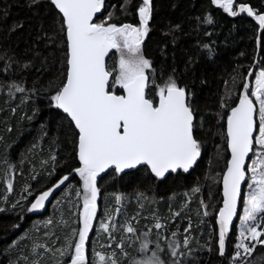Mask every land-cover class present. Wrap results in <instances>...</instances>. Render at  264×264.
<instances>
[{
    "label": "trees",
    "instance_id": "16d2710c",
    "mask_svg": "<svg viewBox=\"0 0 264 264\" xmlns=\"http://www.w3.org/2000/svg\"><path fill=\"white\" fill-rule=\"evenodd\" d=\"M141 3L105 0L94 22H104L111 14L108 23L138 26ZM240 3L264 14V0H235V8ZM151 8L141 45L142 54L151 62L146 93L156 103L158 88L169 78L186 89L201 154L188 172L179 170L162 179L154 178L147 166L119 175L107 171L98 178L93 227L119 207V227L111 238L118 264H130L143 231L163 249L160 255L167 264H172L170 241L180 246L183 264H264V244L257 243L242 260L232 261L242 196L226 235L224 255L219 254L215 225L220 177L228 157L225 119L257 49L249 85L255 73L264 70V30L258 34L256 20L246 13L229 16L211 0H151ZM209 16L212 23L206 21ZM66 43L63 19L50 0H0V264H56L54 253L65 247L78 227L82 201L76 193L82 192V181L74 172L80 167L77 132L50 99L65 82ZM119 58L112 50L106 61L114 79ZM16 86L24 91H17ZM112 90L121 93L118 86ZM66 174H71L70 179L43 212L27 210L38 193ZM117 195L122 197L119 205ZM157 222L161 229H156ZM126 224L135 232L127 233ZM94 228L87 240L86 264H97L96 254L89 249ZM97 239L93 242H100ZM121 243L123 251L117 247ZM36 245H47L52 251Z\"/></svg>",
    "mask_w": 264,
    "mask_h": 264
},
{
    "label": "snow or ice",
    "instance_id": "6c2138e0",
    "mask_svg": "<svg viewBox=\"0 0 264 264\" xmlns=\"http://www.w3.org/2000/svg\"><path fill=\"white\" fill-rule=\"evenodd\" d=\"M211 2L229 16L246 13L254 17L259 28L264 30V14L256 13L247 3H240L237 10L234 0ZM51 3L62 14L66 26L67 70L66 82L50 99L78 130L80 167L74 172L82 181V192L78 190L76 193L82 201L78 227L66 239L65 247L57 249L54 255L56 264H69L68 257L70 264H86L85 244L97 217L98 178L101 174L114 170L119 175L125 170L147 166L156 178H166V174L180 169L188 172L197 162L201 148L194 138V116L186 89L169 78L158 88V104L146 93L151 62L142 54L141 45L148 32L151 0H142L138 8V26L108 23L111 14L104 22H94V16L102 11L104 0H51ZM206 21L212 23L211 16ZM111 50H116L120 57L118 72L112 82L113 73L106 62ZM114 86L122 89L123 94H116L112 90ZM249 87V83L243 84L244 89ZM16 90L24 91L19 86ZM226 143L230 158L222 174V206L215 217L218 247L220 254L224 255L225 238L237 213L242 182L247 180L249 190L243 200V215L239 217L240 230L234 256V259H242L241 249L245 254L254 251V245L245 243V240L264 244V70L255 73V84L250 93L241 92L238 103L231 107L227 116ZM250 153L256 158L246 164ZM69 179L65 175L53 187L41 191L27 210L44 209L49 197ZM115 199L118 205L122 202L120 195ZM119 211L118 207L117 215ZM204 214L207 216V211ZM107 221H100L102 231L110 232L119 227L111 214ZM155 227L161 229L162 225L157 222ZM125 231L131 234L135 229L128 226ZM143 237L139 249L141 255L133 264H167L161 258L163 249L160 245L150 248L149 233L145 232ZM184 245H188L187 239ZM35 247L52 251L47 245ZM117 247L123 251L122 243ZM179 247L176 241L168 243L172 264H183ZM110 255V264H118L115 252ZM99 261L105 264L106 257L99 255Z\"/></svg>",
    "mask_w": 264,
    "mask_h": 264
},
{
    "label": "rangeland",
    "instance_id": "374dc122",
    "mask_svg": "<svg viewBox=\"0 0 264 264\" xmlns=\"http://www.w3.org/2000/svg\"><path fill=\"white\" fill-rule=\"evenodd\" d=\"M111 55V54H110ZM109 58V57H108ZM259 71H261V70H258L256 73H258ZM112 81H114V78H112L111 77V81L110 82H112ZM254 84H255V75H254V78H253V80H252V83H251V85H250V91H251V89L254 87ZM249 91V92H250ZM254 100H255V98L254 97H252ZM229 113V112H228ZM251 157H250V159H249V161H248V164H250L251 163V160L252 159H255L256 157L253 155V154H251L250 155ZM250 175V174H249ZM248 183H249V181H245V186H244V189H243V192H242V198H243V200H244V196L247 194V192H248ZM242 200V201H243ZM117 208H118V206L116 207V212H115V214L114 215H112V219H114V220H116L117 219ZM243 208H244V203L242 204V212H241V214H240V216L241 215H243ZM107 216L108 215H106V217H104V218H101V219H99V222L96 224V226H95V228H94V233L92 234V237H91V243H90V251H91V254L92 253H95L96 254V256H95V258H94V260H95V262L97 263V264H101V262L99 261V255H103V256H105L106 257V261H105V264H110V261H111V253H113L112 252V246H111V243H112V241H111V239H110V236H111V238H112V234H113V231H115V229H112L110 232H104V231H102L101 229H100V221L101 220H105V222H109V221H107ZM239 216V217H240ZM128 226H130L129 224H126L125 225V228L124 229H126ZM99 229V230H98ZM239 230H240V219L238 218V220H237V222H236V224H235V231H236V233H237V242H238V233H239ZM145 232H148V231H143V234L145 233ZM149 233V232H148ZM97 236V237H96ZM95 238H99L100 239V242H93V239H95ZM99 239H97L96 241H99ZM143 239H144V237H143V235H142V237L141 238H139V244H138V246H139V249H140V244H141V242L143 241ZM148 239L151 241V243L149 244V247L150 248H155V246L157 245V242H156V240H153L152 239V235H150L149 234V237H148ZM245 243H248V244H250V245H254L256 242L255 241H251V240H245ZM95 244H97V246L95 245ZM110 245V246H109ZM139 249H138V252L137 253H135V254H133L132 255V257L130 258L131 260H130V264H133V261L135 260V259H137V258H139L140 257V255H141V253H140V251H139ZM162 249V248H161ZM241 251V256H242V259L247 255V254H245L244 252H243V249H241L240 250ZM235 252H236V249H235ZM97 254H99V255H97ZM150 254V253H149ZM234 256H235V254L233 255V258H232V261L233 262H237V261H240V260H242V259H234Z\"/></svg>",
    "mask_w": 264,
    "mask_h": 264
},
{
    "label": "water",
    "instance_id": "95a60500",
    "mask_svg": "<svg viewBox=\"0 0 264 264\" xmlns=\"http://www.w3.org/2000/svg\"><path fill=\"white\" fill-rule=\"evenodd\" d=\"M51 1V0H50ZM235 1V0H234ZM104 3H105V0H104ZM213 4V3H212ZM217 6V5H216ZM55 7V6H54ZM218 7V6H217ZM238 7H239V4L237 5V7H236V9L238 10ZM56 8V7H55ZM103 9H104V5H103V8H102V11L100 12V13H97L95 16H94V21L96 20V18L98 17V16H100L101 15V13L103 12ZM57 11H58V9H56ZM59 12V11H58ZM60 15H61V17H62V14L61 13H59ZM137 15H138V10H137ZM253 20H255V18L254 17H251ZM62 19H63V17H62ZM261 31V29L258 27V34H259V32ZM65 38H66V26H65ZM144 40V39H143ZM67 42V41H66ZM257 42H258V37H257ZM111 52H112V50L110 51V54H111ZM110 54H109V56H110ZM108 56V57H109ZM108 57H106V61H107V59H108ZM257 58H258V49H257V55H256V58H255V60H254V62H253V64H252V66H251V68L249 69V71L247 72V74H246V76H245V78H244V82H243V84L245 83V82H247V83H249L250 84V81H251V78H252V75H253V72H254V67H255V64H256V61H257ZM66 70H67V68H66ZM251 73V74H250ZM110 81H111V77H110ZM65 82H66V77H65ZM147 89V88H146ZM241 92H247L248 93V89L246 90V89H244L243 88V85H242V87H241V89H240V91H239V94L241 93ZM116 94H123V90L121 89V93H116ZM239 94H238V96H239ZM158 101H159V97L157 98V104H158ZM238 103V98H237V100H236V102L234 103V105H232L231 107H234L236 104ZM231 109V108H230ZM60 110V109H59ZM62 113H63V111L62 110H60ZM64 115H66L67 116V114H65V113H63ZM228 114H230V110H229V113ZM228 116V115H227ZM69 118V117H68ZM254 119H255V116H254ZM69 120H70V118H69ZM73 124V127L75 128V126H74V123H72ZM224 128H225V136H226V130H227V117H226V119H225V126H224ZM76 130V132H77V144H76V158H77V161H78V163L80 164V162H79V158H78V130L77 129H75ZM226 147H227V143H226ZM227 152H228V157H227V159H229L230 158V151L228 150V148H227ZM250 155H251V153H250ZM198 159H199V157H198ZM197 159V160H198ZM249 159H250V157L249 158H246V164H248V161H249ZM227 161V160H226ZM195 165V164H194ZM193 165V166H194ZM191 169V168H190ZM189 169V170H190ZM180 170H182V169H180ZM226 170V163H225V167H224V169H223V171H222V174H223V172ZM107 171H109V170H106V172ZM127 171H130V170H125V172H127ZM150 171V170H149ZM179 171V170H178ZM151 173V172H150ZM221 174V177H220V190H221V201H220V205H219V207H221L222 206V201H223V175ZM66 175H68L69 177H71V174H66ZM103 174H101V176H102ZM151 175L154 177V178H156L152 173H151ZM167 175V174H166ZM65 175H63L62 177H64ZM62 177H60L57 181H55L51 186H49L47 189H49V188H51V187H53ZM67 182H65V184H66ZM64 184V185H65ZM244 184H245V181L244 182H242V192H243V187H244ZM64 185H62L60 188H58L50 197H49V200L48 201H46V205H45V208H46V206L51 202V200H52V198L54 197V195H56L62 188H63V186ZM47 189H45V190H47ZM39 194V193H38ZM241 196H242V194H241ZM241 196L240 197H238V199H237V213H236V215L234 216V218H233V222H234V220L236 219V217H237V214H238V212H239V205H240V201H241ZM35 198V197H34ZM34 198H33V200H34ZM32 200V201H33ZM97 204H98V201H97ZM45 208L44 209H41V210H39V211H34L35 213H41V212H43L44 210H45ZM219 209V208H218ZM218 214V210H217V212H216V215ZM216 217V216H215ZM215 225H216V223H215ZM231 226V225H230ZM229 226V227H230ZM216 229H217V235H218V225H216ZM217 245H218V240H217ZM225 246H226V238H225ZM86 247H87V241H86V244H85V257H86V255H87V251H86ZM219 248V247H218ZM219 254H220V252H219ZM221 255V254H220ZM69 264H70V259H69Z\"/></svg>",
    "mask_w": 264,
    "mask_h": 264
},
{
    "label": "flooded vegetation",
    "instance_id": "af4514ba",
    "mask_svg": "<svg viewBox=\"0 0 264 264\" xmlns=\"http://www.w3.org/2000/svg\"><path fill=\"white\" fill-rule=\"evenodd\" d=\"M142 1V0H141ZM138 21H139V17H138Z\"/></svg>",
    "mask_w": 264,
    "mask_h": 264
}]
</instances>
